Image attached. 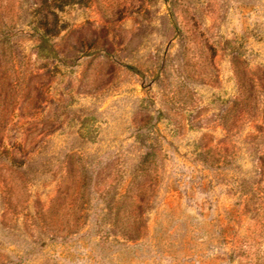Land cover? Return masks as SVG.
I'll return each instance as SVG.
<instances>
[{
    "label": "rangeland",
    "instance_id": "374dc122",
    "mask_svg": "<svg viewBox=\"0 0 264 264\" xmlns=\"http://www.w3.org/2000/svg\"><path fill=\"white\" fill-rule=\"evenodd\" d=\"M35 3L0 0V264H264V0Z\"/></svg>",
    "mask_w": 264,
    "mask_h": 264
},
{
    "label": "trees",
    "instance_id": "16d2710c",
    "mask_svg": "<svg viewBox=\"0 0 264 264\" xmlns=\"http://www.w3.org/2000/svg\"><path fill=\"white\" fill-rule=\"evenodd\" d=\"M74 1L75 0H36L35 5L37 6V10L42 11L41 7H46L50 9V14L52 15V19L49 21L47 15L39 14L37 18L38 28L47 35H55L62 27L59 25L57 12H60L64 6ZM120 198L122 200L123 195H121Z\"/></svg>",
    "mask_w": 264,
    "mask_h": 264
}]
</instances>
